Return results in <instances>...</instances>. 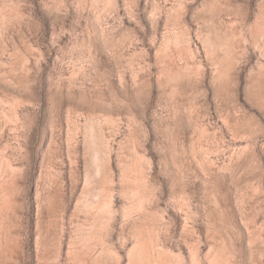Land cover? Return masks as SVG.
<instances>
[{
	"label": "rangeland",
	"instance_id": "1",
	"mask_svg": "<svg viewBox=\"0 0 264 264\" xmlns=\"http://www.w3.org/2000/svg\"><path fill=\"white\" fill-rule=\"evenodd\" d=\"M0 264H264V0H0Z\"/></svg>",
	"mask_w": 264,
	"mask_h": 264
}]
</instances>
